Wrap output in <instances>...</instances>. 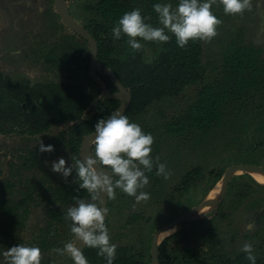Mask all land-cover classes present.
<instances>
[{
    "label": "rangeland",
    "instance_id": "374dc122",
    "mask_svg": "<svg viewBox=\"0 0 264 264\" xmlns=\"http://www.w3.org/2000/svg\"><path fill=\"white\" fill-rule=\"evenodd\" d=\"M98 1L67 0L71 13L82 25L91 15L88 6ZM131 1L136 4L142 0ZM165 1L175 5L162 0ZM250 2L249 9L235 15H226L218 0L213 4L212 10L220 13L221 23L217 26V35L202 43L207 76L205 82L223 75L220 67L223 62V46L232 39L240 37L242 42L261 47L264 58V0ZM68 36H73L74 42H83L81 36L63 22L53 0H0V76L16 83L32 85L65 81L75 83L76 80L71 78L75 71L67 70L62 64L69 50ZM161 44L142 41L141 49L147 62L156 59ZM52 50L53 53H49ZM48 54L52 57L49 58ZM53 57L60 61L58 65L61 67L56 66L57 62L51 61ZM214 66H218V69H214ZM99 80L107 88L100 77ZM90 86L94 88L93 85ZM200 86L201 84L187 86L172 100L153 103L147 113L136 120L145 132H150L154 137L150 156L154 161L159 157V162L166 164L170 171L168 178L156 174L154 163V174L146 173L149 183L138 189V192L149 193L147 200L137 202L135 197L119 189L116 190L115 198H109L111 206L107 227L111 242L117 247L127 245L133 247L135 252L142 251L151 262L154 233L184 212L199 208L198 205L206 199V202L215 201V204L207 209L194 210L188 220L168 229L170 231L157 244L160 245L171 234L195 230L198 223L193 220L203 218L204 225H212L218 230L214 234V241L199 236L192 242L202 254L209 256L217 247L216 241L223 248L233 251V254L241 251L245 242H250L254 254L264 257V205L252 210L241 207L228 215L226 213L229 208L220 205L225 201V196L221 195L218 199L230 167L245 165L243 156L247 150H251L248 143L258 126L259 113L264 110L263 94L250 90L227 103L223 124L219 127L189 133L167 130L166 125L180 113L187 111L196 100ZM102 96L103 93L91 100L85 115L94 112ZM23 104L26 105V102ZM76 123L77 121L59 122L36 135L30 134L26 126L19 124L11 132L0 131V253L16 244L38 246L41 250V263L72 264L67 253L62 255L55 251L63 248L69 241L74 242V234L70 231L71 222L65 219V215L63 220L51 219V215L52 212L59 211L62 216L75 201L54 200L51 188L59 187L65 180L59 173L51 171V163L59 157H64L69 163L77 158L71 145L72 137L77 136V132L72 131L71 127ZM55 139L53 155L32 156L31 153L39 147L41 141L48 144ZM30 157L35 164L27 167ZM198 167L202 169L204 177L196 179L195 184L187 191L178 189L185 174ZM218 169H223L224 173L216 181L212 171ZM251 171L232 170L229 180L260 183ZM220 184L222 187L217 201L211 195ZM26 197L27 201L22 202ZM83 199L89 200L90 195ZM220 214L228 215L227 219L218 222ZM44 237L47 240L45 243ZM2 261L4 257L0 254V262Z\"/></svg>",
    "mask_w": 264,
    "mask_h": 264
},
{
    "label": "trees",
    "instance_id": "16d2710c",
    "mask_svg": "<svg viewBox=\"0 0 264 264\" xmlns=\"http://www.w3.org/2000/svg\"><path fill=\"white\" fill-rule=\"evenodd\" d=\"M168 1L175 4L178 2ZM154 2L156 0H142L136 4L131 0H99L96 4L88 6L91 15L84 24L97 40L99 61L109 67L132 93L131 103L125 113L130 121L136 122L147 113L153 103L172 100L190 85L201 84L196 100L187 111L180 113L166 125L169 131L189 133L221 126L225 105L235 98H240L246 91L261 92L264 101L263 49L253 43L242 42L240 37L228 41L223 46V62L220 65L223 75L209 82H205L207 76L203 64V40H190L181 48L177 45L175 37L169 33L170 40L161 44L156 59L147 62L142 49L134 52L127 45L126 36L118 40L113 38L111 28L114 21L133 8H140L143 15L150 17L147 22L157 26V16L152 8ZM214 13L221 17L220 13ZM72 38L73 36L67 38L69 50L64 57V68L75 71L71 74V78L76 80L75 83L65 81L32 85L16 83L0 76V131L11 132L19 124L26 126L30 134L36 135L56 123L77 121L71 129L77 132V136L72 137L71 145L77 153V158H81L79 148L84 135L95 130L94 125L100 118H107L113 113L121 100L115 97L101 103L102 96L98 103L101 106L98 108L97 105L92 114L85 115L91 100L102 95V87L90 73V48L87 41L81 37L82 43L74 42ZM50 57L52 55H49ZM51 61L57 62L56 66L61 67L58 65L60 61L56 58L53 57ZM214 69H218V66H214ZM99 77L106 83L111 93L117 90L109 75L99 73ZM259 115V123L255 129V132L259 133L253 132L248 143L251 150H247L242 161L264 169V110ZM92 147L94 150V146ZM28 161L34 162V159L30 157ZM148 173L154 174L153 171ZM212 173H215L216 181H219L224 170H213ZM203 177L200 167L193 169L185 174L178 189L187 191L195 184L196 179ZM88 196L89 193L78 189L77 183L71 178L69 182H64V188L56 192V198L64 202H74V198ZM224 196L225 201L220 205L229 208L226 214H233L241 207L252 210L264 205V184L231 179L228 181ZM110 206L111 202L108 200L109 211ZM228 215L220 214L218 222L227 219ZM193 221L198 223V228L171 234L160 243L159 264H251L243 251L233 254V251L223 248L217 241V247L209 256L202 254L192 242L199 236L214 241L216 238L214 234L218 228L204 225L203 218H196ZM46 241L44 238L43 243ZM97 251L96 248L83 246V254L90 264H106L105 258L97 255ZM254 255L256 264H264V257ZM113 264L152 262L147 260L144 252H135L133 247L123 245L116 248Z\"/></svg>",
    "mask_w": 264,
    "mask_h": 264
},
{
    "label": "clouds",
    "instance_id": "9594fccd",
    "mask_svg": "<svg viewBox=\"0 0 264 264\" xmlns=\"http://www.w3.org/2000/svg\"><path fill=\"white\" fill-rule=\"evenodd\" d=\"M217 0H178L173 5L156 0L152 8L159 26L149 23L150 17L142 14L140 8L124 12L114 21L111 32L114 39L127 37V45L135 52L140 50L142 41L165 43L171 33L179 47H185L190 40L210 41L217 35L220 18L213 12L212 6ZM223 5L224 13L235 15L251 7L250 0H218ZM95 131L91 144L94 152L81 158H73L69 163L59 157L51 163V171L59 173L63 180L77 183L78 189L86 190L90 199L74 198L64 215L71 222L70 231L74 242H67L63 248L55 249L60 254L67 253L73 264H88L82 247L96 248L97 255L103 256L106 264H113L117 245L111 242L105 223L107 208L100 201L105 196L115 198L119 189L136 201L147 200L149 193L139 191L149 183V176L156 167V174L168 178L170 171L165 163L154 161L150 156L154 137L145 132L141 125L130 121L128 116L119 111L107 118H100L94 125ZM40 153L55 151V145L39 144ZM142 166V167H141ZM73 172L75 176L73 177ZM79 242V246L78 245ZM243 251L251 264H256L253 245L245 242ZM4 261L0 264H41V250L38 246L16 244L3 253Z\"/></svg>",
    "mask_w": 264,
    "mask_h": 264
},
{
    "label": "water",
    "instance_id": "95a60500",
    "mask_svg": "<svg viewBox=\"0 0 264 264\" xmlns=\"http://www.w3.org/2000/svg\"><path fill=\"white\" fill-rule=\"evenodd\" d=\"M54 5L56 8V11L62 18L63 22L71 29L73 30L78 36H81L84 38L90 48V73L95 81H97L99 84H101L99 80V73H104L106 75H109L114 82L117 90L113 93L109 91L108 88H106L103 84H101L102 87V93L103 97L101 100V103H103L106 99L110 98H118L121 100L119 107L115 111H119L125 115L126 111L128 110V107L132 100V93L131 91L120 81V79L114 74V72L107 66H104L100 61L98 57L99 48L98 43L95 37L92 35V33L82 24H80L76 18L71 13V10L69 8L67 0H53ZM101 106L98 105V108ZM114 111V112H115ZM95 130L91 131L90 133L86 134L84 138L81 141L80 144V155L81 157L89 155L91 152H93V145L91 144V140L93 138V133ZM253 168H261L263 171L264 169L260 166L251 165V164H245V165H233L230 167L229 170H237V169H244L249 170ZM229 181V180H228ZM228 181L226 182L225 191L227 189ZM225 193V192H224ZM224 195V194H223ZM108 200L109 197L105 196L102 201H100L101 205L105 208H107V214L105 218V222L108 218L109 209H108ZM207 200V199H206ZM206 200L198 205L199 207L203 206V204L206 203ZM197 206V207H198ZM191 217V210L184 212L183 214L179 215L175 219L171 220L169 223L165 224L161 228H159L153 235L152 241H151V260L152 264L154 263V257L156 256L158 259V247L159 244H157V236L161 231L174 228L175 226L181 224L182 222L188 220ZM79 246V242L78 245ZM83 251V247H82ZM159 261V260H158ZM88 264L90 262L88 261Z\"/></svg>",
    "mask_w": 264,
    "mask_h": 264
},
{
    "label": "bare ground",
    "instance_id": "6f19581e",
    "mask_svg": "<svg viewBox=\"0 0 264 264\" xmlns=\"http://www.w3.org/2000/svg\"><path fill=\"white\" fill-rule=\"evenodd\" d=\"M249 170H252L251 172H252V175H253V177L257 180V181H259L260 183H264V171H262L260 168H253V169H249ZM231 174H232V170H230L229 171V173H228V175L226 176V178H225V180H224V185H223V188H222V192L220 193V195H219V191H221V187H222V185L220 184V185H218V186H216V188H215V190L212 192V195H211V197H213L214 199H216L218 196L217 195H219V197H218V199L221 197V195H223L224 194V192H225V186H226V182L229 180V177L231 176ZM218 199H216L217 201H218ZM209 201V200H208ZM216 201V202H217ZM215 204V201H213V202H211V201H209V202H206V204H203V206L201 207H199V208H194V209H192L191 210V214H193V211L194 210H199V209H202V208H205V209H207L209 206H212V205H214ZM170 231V230H169ZM168 229L167 230H164V231H161L159 234H158V236H157V242L159 241L160 242V240H161V238L165 235V234H167L168 232ZM154 264H159V261H158V259H157V257L155 256L154 257Z\"/></svg>",
    "mask_w": 264,
    "mask_h": 264
},
{
    "label": "flooded vegetation",
    "instance_id": "af4514ba",
    "mask_svg": "<svg viewBox=\"0 0 264 264\" xmlns=\"http://www.w3.org/2000/svg\"><path fill=\"white\" fill-rule=\"evenodd\" d=\"M53 53V50L52 51H50L49 53ZM49 55H51V54H48V56ZM64 63V60H63V62H62V64ZM71 129H72V127H71ZM61 136V135H60ZM85 136V135H84ZM48 144H53V145H55L56 146V139L54 140V141H52V142H50V143H48ZM79 151H80V148H79ZM32 153H34V155L33 156H35V155H43V156H45V155H53L54 154V152H44V153H40L39 151H38V147H36L34 150H33V152ZM35 164V161L34 162H29L26 166L27 167H31V166H33ZM74 177V176H73ZM48 188H50V186H48ZM47 188V189H48ZM61 188H64V183H62L59 187H57V188H55V187H52L51 189H52V191H53V197H54V200L55 201H61V202H64V200H62V199H57L56 198V192L59 190V189H61ZM46 189V190H47ZM27 199H28V197H26V199H24V200H22V202H26L27 201ZM55 210V209H54ZM53 213V215H51V219H57V220H63V217H64V214L62 213L61 215V217H59V213H61V212H59V211H54V212H52ZM45 238V237H44ZM41 264H44V263H41Z\"/></svg>",
    "mask_w": 264,
    "mask_h": 264
}]
</instances>
